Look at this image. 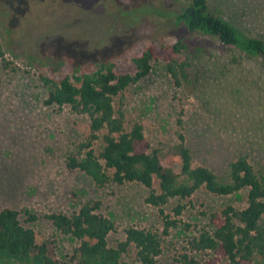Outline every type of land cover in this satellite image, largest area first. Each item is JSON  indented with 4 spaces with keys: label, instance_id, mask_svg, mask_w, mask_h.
<instances>
[{
    "label": "rangeland",
    "instance_id": "374dc122",
    "mask_svg": "<svg viewBox=\"0 0 264 264\" xmlns=\"http://www.w3.org/2000/svg\"><path fill=\"white\" fill-rule=\"evenodd\" d=\"M187 1L0 0V208L28 209L35 219L23 226L37 243L52 242L58 264H68L77 241L51 226L43 217L49 212L68 214L98 200L100 214L113 224L106 234L109 246L124 239L122 230L129 225L160 232L162 224L158 207L144 201L148 189L143 185L97 186L64 166V155L87 134L86 118L64 104L44 105L48 88L39 73L74 81L103 62L131 72L129 58L146 45L178 42L186 62L179 83L162 62L153 61L144 77L113 98L126 126L140 123L150 147H162L177 140L179 119L191 166H204L225 180L228 161L244 156L254 173L264 176V64L235 47H222L211 35L132 12L141 3L164 9ZM205 3L244 35L264 39V0ZM164 157L160 163L176 170V155ZM152 186L157 188L156 179ZM245 193L221 196L198 188L186 198L171 197L160 208L176 223L161 234L158 262L203 264L208 254L191 250L190 237L206 228L208 212L226 203L243 207ZM176 203L183 207L172 215ZM261 222L264 226V217ZM251 264H264V258L255 255Z\"/></svg>",
    "mask_w": 264,
    "mask_h": 264
},
{
    "label": "trees",
    "instance_id": "16d2710c",
    "mask_svg": "<svg viewBox=\"0 0 264 264\" xmlns=\"http://www.w3.org/2000/svg\"><path fill=\"white\" fill-rule=\"evenodd\" d=\"M133 13L158 15L170 23L184 26L215 37L222 47H235L245 55L264 64V39L246 36L226 20L211 13L205 0H188L185 4L159 9L150 4H137ZM181 45L148 44L129 58L131 72L117 70L113 63H100L96 70L74 76L52 78L39 73L38 78L48 88L42 99L44 105H63L74 114L83 115L87 134L78 141L74 150L64 155L67 169L84 174L95 185L107 182H136L148 189L144 201L158 207L162 228L127 226L124 239L114 246L107 243L106 234L113 230L110 220L100 214L98 200L85 201L68 214L49 212L43 217L51 226L77 241L68 256V264H160V238L176 219L160 208L171 197L183 199L198 188L213 195H229L241 190L245 205L236 207L226 203L206 216V228H198L188 241L194 251L207 252L203 264H251L255 255L264 258V176L254 173L244 156L228 161L226 179L219 180L201 165H190V151L184 143L181 123L177 120V140L162 147L151 148L142 126L134 121L126 126L122 110L113 105V98L127 86L144 77L151 62L163 63L164 69L179 83L186 75ZM2 51L0 49V56ZM95 145L99 147L94 148ZM176 155L177 169L162 165L160 158ZM157 181V188L152 186ZM181 204L172 206V215L179 214ZM19 216L22 219H19ZM35 219L28 209L0 208V264H58L52 242L37 243L30 228L23 223ZM131 254V255H130ZM130 255V259H125Z\"/></svg>",
    "mask_w": 264,
    "mask_h": 264
}]
</instances>
